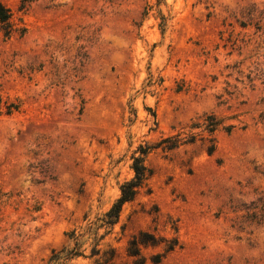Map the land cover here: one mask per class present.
<instances>
[{
    "label": "rangeland",
    "instance_id": "374dc122",
    "mask_svg": "<svg viewBox=\"0 0 264 264\" xmlns=\"http://www.w3.org/2000/svg\"><path fill=\"white\" fill-rule=\"evenodd\" d=\"M0 2V264H47L73 232L83 255L50 264H133L142 230L179 240L157 264H264V0ZM210 114L235 125L213 154L161 143Z\"/></svg>",
    "mask_w": 264,
    "mask_h": 264
},
{
    "label": "trees",
    "instance_id": "16d2710c",
    "mask_svg": "<svg viewBox=\"0 0 264 264\" xmlns=\"http://www.w3.org/2000/svg\"><path fill=\"white\" fill-rule=\"evenodd\" d=\"M29 1V0H23ZM11 20V13L8 8L4 6L0 2V22L3 24H9ZM189 131H181L175 135L169 136L165 138L161 143H167L168 149L176 148L180 145L187 144V143H194L198 140L208 141L207 151L209 154H213L217 148V140H216V132L220 129L225 130L226 132L230 133L234 128V124H223V120L218 118L215 114L208 115L203 122L193 123L189 126ZM201 128L200 131H192L193 129ZM153 146L146 145L140 146L139 156H135L133 158L132 169L134 170V177L131 180L124 182L120 186V196L117 200L112 204L110 209L103 215V217L98 219L96 225L98 227H109L114 226L119 222L120 215L123 209V206L131 202L135 199L136 195L138 194L139 189L145 183L147 177L151 173L150 169L145 164V158L147 154ZM92 229H87L86 233H91ZM84 234V235H85ZM76 232L71 234V237L77 240L75 249L67 250L63 249L59 253H54L51 259L47 264H50L52 261L55 263L59 261L63 257H72V256H80L83 255L82 252L79 251L78 243L79 238ZM81 239V238H80ZM162 241H165V250L162 253L154 254L151 257V261L153 263H160L162 259L170 252L175 250V248L179 245V240L177 237L167 239V238H160L156 234L142 230L137 234H134L128 243V254L132 256L133 264H146L147 257L142 253L141 246L144 245H159ZM93 255H97L100 252V249L93 248L92 250Z\"/></svg>",
    "mask_w": 264,
    "mask_h": 264
}]
</instances>
